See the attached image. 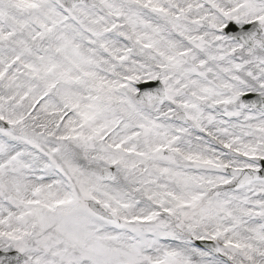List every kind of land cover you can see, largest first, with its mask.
Wrapping results in <instances>:
<instances>
[{
    "label": "snow or ice",
    "instance_id": "obj_1",
    "mask_svg": "<svg viewBox=\"0 0 264 264\" xmlns=\"http://www.w3.org/2000/svg\"><path fill=\"white\" fill-rule=\"evenodd\" d=\"M0 264H264V0H0Z\"/></svg>",
    "mask_w": 264,
    "mask_h": 264
}]
</instances>
